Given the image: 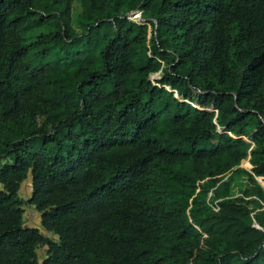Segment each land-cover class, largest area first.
I'll return each instance as SVG.
<instances>
[{"label": "trees", "instance_id": "trees-1", "mask_svg": "<svg viewBox=\"0 0 264 264\" xmlns=\"http://www.w3.org/2000/svg\"><path fill=\"white\" fill-rule=\"evenodd\" d=\"M263 241L264 0H0V264H264Z\"/></svg>", "mask_w": 264, "mask_h": 264}, {"label": "rangeland", "instance_id": "rangeland-1", "mask_svg": "<svg viewBox=\"0 0 264 264\" xmlns=\"http://www.w3.org/2000/svg\"><path fill=\"white\" fill-rule=\"evenodd\" d=\"M142 24V23H141ZM150 31V29H149ZM246 160L242 162L241 166L243 168H245L246 170H249L250 169V166L249 164L247 163L246 165ZM31 195V185H30V182L29 181H26L24 184H22L21 186V190L19 191V196L24 198L25 200L29 198V196ZM39 214L31 207L29 206H25L24 207V223L27 225V226H31V227H34L38 230H40V232L44 235H48L50 236L49 234L45 233L41 227H40V224H39Z\"/></svg>", "mask_w": 264, "mask_h": 264}, {"label": "built area", "instance_id": "built-area-1", "mask_svg": "<svg viewBox=\"0 0 264 264\" xmlns=\"http://www.w3.org/2000/svg\"><path fill=\"white\" fill-rule=\"evenodd\" d=\"M126 18H127L129 21H132V22H134V23H136V24H139V25H143V24H144V23H143L144 21L141 19V12H140V11H132V12H129V13L127 14ZM141 23H142V24H141ZM156 79H159V73H156V74H153V75L150 76V81L152 82V84H153L154 86H158V84H156V83L154 82ZM216 210H217V209H216ZM254 228H256V229L262 231V229H261L259 226H257L256 224L254 225ZM261 247H262V249H264V241H263Z\"/></svg>", "mask_w": 264, "mask_h": 264}, {"label": "water", "instance_id": "water-1", "mask_svg": "<svg viewBox=\"0 0 264 264\" xmlns=\"http://www.w3.org/2000/svg\"><path fill=\"white\" fill-rule=\"evenodd\" d=\"M247 161V160H246ZM243 162V161H242ZM247 163H248V161H247ZM242 164V163H241ZM242 167V166H241Z\"/></svg>", "mask_w": 264, "mask_h": 264}]
</instances>
